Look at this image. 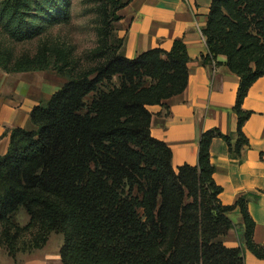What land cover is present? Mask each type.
Returning a JSON list of instances; mask_svg holds the SVG:
<instances>
[{
	"label": "trees",
	"instance_id": "obj_1",
	"mask_svg": "<svg viewBox=\"0 0 264 264\" xmlns=\"http://www.w3.org/2000/svg\"><path fill=\"white\" fill-rule=\"evenodd\" d=\"M130 1L117 4L111 21L119 22L116 13ZM67 7V0H3L0 24L13 40L29 39L43 22H67ZM201 32L207 47L202 63L223 56L239 78L234 149L228 136L209 130L200 137L197 166L173 168L170 149L150 136L148 107L184 92L185 44L175 40L168 52L152 49L128 59L124 40L110 48L104 31L96 50L104 62L58 72L66 74L65 83L31 109L27 128L10 131L0 156V248L14 257L42 248L54 233L63 237L62 264H243L240 248L215 242L233 228L228 214L237 207L244 247L264 259V244L252 239L246 198L223 206L209 162L213 138L224 140L235 157L247 145L241 128L249 113L241 103L264 76V0H211ZM56 54L54 67L63 71L69 56ZM47 60L25 58L8 69L0 51V70H44ZM20 210L29 217L22 228L12 222ZM27 230L35 231L31 241L19 246Z\"/></svg>",
	"mask_w": 264,
	"mask_h": 264
},
{
	"label": "crops",
	"instance_id": "obj_2",
	"mask_svg": "<svg viewBox=\"0 0 264 264\" xmlns=\"http://www.w3.org/2000/svg\"><path fill=\"white\" fill-rule=\"evenodd\" d=\"M210 4L211 0H131L117 12L118 25L123 30V54L128 59L152 49L168 52L175 40L186 46L189 62L184 92L163 101V105L148 107L150 136L167 145L175 169L182 165L197 166L200 137L206 131L217 129L228 136L232 149L237 140V118L232 109L239 78L223 64V56L207 64L201 60L207 55L201 31ZM40 92L23 74L0 71V156L8 149L10 131L28 125L29 113L39 104ZM241 109L249 117L241 128L247 145L240 157L230 153L224 140L213 138L209 162L213 182L221 189L220 203L234 206L240 197H245L247 212L254 222L253 242L263 245L264 76L251 85ZM228 217L233 228L215 242L227 248H240L243 264H264V259L256 258L244 247L239 209L234 208ZM50 236L42 248L19 252L14 257L0 249V264H62L59 249L51 251L47 246Z\"/></svg>",
	"mask_w": 264,
	"mask_h": 264
},
{
	"label": "rangeland",
	"instance_id": "obj_3",
	"mask_svg": "<svg viewBox=\"0 0 264 264\" xmlns=\"http://www.w3.org/2000/svg\"><path fill=\"white\" fill-rule=\"evenodd\" d=\"M2 1L0 0V6ZM124 2L126 0H67L69 13L67 22L53 25L43 22L42 30L37 36L20 41L10 38L0 24V51L7 54L8 69H12L10 66H14L16 62H22V59L47 56L50 64L48 68L19 73L33 81L41 89L42 93L40 92L37 100L38 103H45L66 81V74L58 72H80L92 69L104 62V58L97 56L96 51L103 44L104 31L110 33L106 41L110 48L123 39V30L120 29L118 22L111 20L117 4ZM57 51L69 56L68 65L63 71L54 67ZM51 60L53 61L51 62ZM28 221L29 217L22 210L12 220L13 224L19 228L27 225ZM2 229L3 225H0V235ZM30 231L32 230H27L19 235L17 241L19 246L26 245L31 241V234L35 231L32 233ZM51 234L47 246L51 251L56 248L60 250L63 244L62 235Z\"/></svg>",
	"mask_w": 264,
	"mask_h": 264
}]
</instances>
